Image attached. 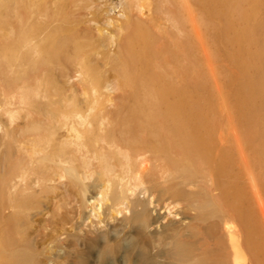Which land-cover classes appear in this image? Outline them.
Instances as JSON below:
<instances>
[{
    "label": "bare ground",
    "instance_id": "obj_1",
    "mask_svg": "<svg viewBox=\"0 0 264 264\" xmlns=\"http://www.w3.org/2000/svg\"><path fill=\"white\" fill-rule=\"evenodd\" d=\"M193 33L206 55L191 0H0V264H264V189L240 184L238 120L193 107ZM48 203L67 216L42 237Z\"/></svg>",
    "mask_w": 264,
    "mask_h": 264
},
{
    "label": "rangeland",
    "instance_id": "obj_2",
    "mask_svg": "<svg viewBox=\"0 0 264 264\" xmlns=\"http://www.w3.org/2000/svg\"><path fill=\"white\" fill-rule=\"evenodd\" d=\"M239 1L191 0V16L201 38L205 41L203 44L206 48L204 55L201 51L202 44L193 33L191 101L195 110H202L207 116L238 120V173L246 195L252 198L253 184L260 183L259 185L264 189V178L261 177L258 157L254 153L257 140L254 137L252 120L242 118L243 109L248 104L238 103L240 95L243 99H247L248 95L246 90L238 93V86L248 78L255 81L253 84L259 80V71L254 65V58H257V55L254 54L255 51L264 48V0H241V3ZM238 3L243 7L242 11ZM239 12L242 13L238 14ZM110 13H113V10ZM238 61L247 64L250 62L246 72L240 74L241 67L238 66ZM65 81L66 78L61 79L62 84H66ZM70 81L82 96V86L76 82L77 78L72 76ZM1 88L2 86L0 93H2ZM10 89L16 91V86ZM2 96L3 94L0 95V100ZM111 96L117 103L131 102L130 95L128 96V92L123 90H112ZM239 145L243 148V154L239 152ZM66 216L64 209L58 214L56 205L48 203L45 209L35 216L34 229L40 236L45 237L53 226L59 227Z\"/></svg>",
    "mask_w": 264,
    "mask_h": 264
}]
</instances>
